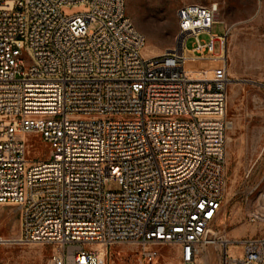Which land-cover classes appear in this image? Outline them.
Listing matches in <instances>:
<instances>
[{"label": "built area", "instance_id": "2783aa9c", "mask_svg": "<svg viewBox=\"0 0 264 264\" xmlns=\"http://www.w3.org/2000/svg\"><path fill=\"white\" fill-rule=\"evenodd\" d=\"M67 6L88 10L66 17ZM218 10L184 4L176 45L146 55L126 0H0V206L20 215L18 237L0 245L54 244L50 264H104L90 245H133L149 260L173 246L193 264L221 242L222 264H264V236L239 239L244 257L232 260L233 241L215 231L229 77L196 79L187 62L225 61L230 28L211 32ZM30 134L45 160L29 156Z\"/></svg>", "mask_w": 264, "mask_h": 264}, {"label": "rangeland", "instance_id": "374dc122", "mask_svg": "<svg viewBox=\"0 0 264 264\" xmlns=\"http://www.w3.org/2000/svg\"><path fill=\"white\" fill-rule=\"evenodd\" d=\"M127 13L135 27L144 34L146 55H158L176 45L178 10L184 4H218V21L212 34L224 35L230 28L225 62L203 59L187 62L189 74L196 79L229 77L227 115L232 127L227 136L226 189L222 212L216 222L218 236L233 242L227 245L232 260L244 257V246L238 242L246 237L264 236V0H126ZM88 10L87 6H67L61 12L70 17ZM208 42L210 36L202 34ZM194 38H188L191 49ZM218 52L219 42L214 44ZM192 64V66H191ZM30 157L45 160L48 147L39 135H27ZM38 156V157H36ZM250 175L248 176L249 171ZM109 190L120 187L112 181ZM260 210V219L252 223L249 215ZM19 211L0 206V236L15 239L19 235ZM98 246V245H96ZM93 248L94 246H87ZM54 244L0 245V264H50L56 253ZM224 249V247H223ZM221 242L204 247L193 264H222ZM160 254L149 260L143 250L129 244L108 246L106 264H184L179 248L164 246ZM238 264V263H234Z\"/></svg>", "mask_w": 264, "mask_h": 264}, {"label": "bare ground", "instance_id": "6f19581e", "mask_svg": "<svg viewBox=\"0 0 264 264\" xmlns=\"http://www.w3.org/2000/svg\"><path fill=\"white\" fill-rule=\"evenodd\" d=\"M192 61H194V62H199V61H197V60H192ZM188 62H191V61L189 60ZM224 62H225V61H224ZM191 66H192V64H191ZM203 79H204V78H203ZM226 239H229V238H226ZM14 240H15V239H6L7 242H8V241H14ZM93 249L96 250V251H98V252L101 254V256H104V264H106V263H105V261H106V254H107L106 249H105L104 247H102V246H94Z\"/></svg>", "mask_w": 264, "mask_h": 264}, {"label": "crops", "instance_id": "0c3cea01", "mask_svg": "<svg viewBox=\"0 0 264 264\" xmlns=\"http://www.w3.org/2000/svg\"><path fill=\"white\" fill-rule=\"evenodd\" d=\"M250 172H251V170L249 171L248 176L250 175Z\"/></svg>", "mask_w": 264, "mask_h": 264}]
</instances>
